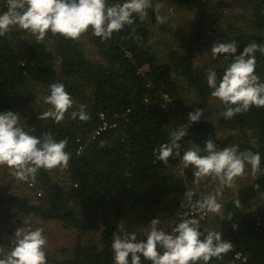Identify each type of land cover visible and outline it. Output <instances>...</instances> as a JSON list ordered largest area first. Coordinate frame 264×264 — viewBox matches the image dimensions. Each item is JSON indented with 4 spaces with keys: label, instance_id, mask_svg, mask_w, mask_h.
I'll list each match as a JSON object with an SVG mask.
<instances>
[{
    "label": "trees",
    "instance_id": "16d2710c",
    "mask_svg": "<svg viewBox=\"0 0 264 264\" xmlns=\"http://www.w3.org/2000/svg\"><path fill=\"white\" fill-rule=\"evenodd\" d=\"M166 1L170 6L192 12L195 23L191 34L182 38L183 50H170L164 63L148 45L154 32L167 31L165 24L157 26L154 9L148 10L144 20L135 17L132 26H125L106 42L91 31L84 34L89 42H84L82 37L73 41L49 32L43 41L31 42L28 53L20 56L16 53L14 38L26 31H11L0 37V113L18 114L19 110L34 104L35 89L61 82L74 104L86 105L91 117L82 122L70 116L57 125L51 119L39 120V115L46 110L34 107L25 126L21 125L37 137L50 132L57 142L69 140L66 147L71 153L66 170L68 187L54 183L51 171L41 169L36 181L30 183L39 194V203L12 195L0 197V207L12 210L18 221L21 215H32L75 230L79 237L100 233L97 241L77 242L69 250L62 249L65 257L47 255V264H114L112 237L120 232L126 220L139 211L152 214L167 200L177 202L195 185L191 168L181 174L173 172L171 168L176 162L173 158L168 166L159 161L153 163V150L169 142L172 121L182 118L184 122L180 126L189 123L185 97L188 91L196 98L193 112L200 108L205 114L179 142L181 158L193 144L203 148L208 139L215 142L218 150L239 145L241 151L261 155L257 177L241 186L225 203L224 219L218 221L215 230L231 241L233 248L222 259L213 258L209 264H264V219L257 227L261 215L257 209H249L254 200L264 196V108L253 106L247 113L236 115L229 120L232 133L223 139L218 137L217 128L206 114L213 99L212 90L207 85L206 72L196 71L195 61L205 47L214 43V37H208L213 30L209 21L220 2ZM122 2L108 0L110 5ZM3 4L1 0L0 14ZM242 9L250 15L244 17L249 18L246 28H239L230 39L238 44L236 55L242 54L244 47L252 42L264 45V0H244ZM90 45L98 50L103 63L88 57ZM255 56L256 74L264 82V54L257 52ZM219 60L222 66L215 70L222 77L229 61ZM57 61L60 63L56 70ZM104 122L109 127L97 135ZM28 183L24 184L28 186ZM236 199L240 200L239 208L235 205ZM229 213L233 216L230 222L227 221ZM234 224L238 228H233ZM142 264L151 262L142 257Z\"/></svg>",
    "mask_w": 264,
    "mask_h": 264
},
{
    "label": "clouds",
    "instance_id": "9594fccd",
    "mask_svg": "<svg viewBox=\"0 0 264 264\" xmlns=\"http://www.w3.org/2000/svg\"><path fill=\"white\" fill-rule=\"evenodd\" d=\"M161 3L153 0H123L122 3L109 4L108 0H7V10L0 14V37L6 36L13 28L29 32L37 41H43L50 32L73 41L79 40L91 31L102 41L110 40L119 34L125 26H132L135 17L144 20L149 9H154L157 26L167 22L161 15ZM135 34V29H133ZM139 41V36H134ZM236 41L214 43L211 58H223L229 61L222 77H218L214 68L206 70V82L212 90L211 96L225 106L218 115L226 120L238 114L247 113L255 106L264 108V82L256 74L257 52L264 54V45L252 42L244 47L242 54L236 55ZM152 52V51H151ZM44 103L50 107L42 112L38 119H51L57 125L65 120L66 114L73 108L74 101L66 91L64 83L50 85V94ZM86 105H80L78 111H71L72 120L87 122L91 119ZM205 111L197 108L188 114L189 123L175 128L168 140L153 150L155 159L168 166L171 158H181L179 143L188 135L192 124L201 121ZM20 117L12 111L0 113V167L7 166L12 175L24 183L35 182L41 169L51 171L67 168L71 153L66 151L68 139L57 142L52 134L41 137L31 135L20 124ZM250 166L253 178L261 170V155L249 150L241 151L239 145H230L218 150L215 142L208 139L204 147L193 144L183 152L179 167L192 169L193 182L200 184L206 178L218 182L215 190L199 199H194V192L187 190L181 207L188 210L191 218L184 219L171 229V234L162 230L161 220L154 218L145 233L147 239L138 240L135 232L127 230L114 234L112 252L114 264H142L144 260L151 264H209L213 259H222L232 250L231 241H226L219 231L207 230L203 234L200 221L207 213L224 219L223 204L219 198L225 188L233 189L236 180L245 176ZM259 188V185H256ZM263 197H259V202ZM254 200L249 209L256 203ZM236 207H241L239 199ZM199 217V219L197 218ZM233 220L231 213L227 221ZM30 221H24L29 224ZM238 228V225H233ZM11 250L7 253L0 247V264H47L45 251L48 240L43 228L20 227L14 232ZM131 257V261H129Z\"/></svg>",
    "mask_w": 264,
    "mask_h": 264
},
{
    "label": "rangeland",
    "instance_id": "374dc122",
    "mask_svg": "<svg viewBox=\"0 0 264 264\" xmlns=\"http://www.w3.org/2000/svg\"><path fill=\"white\" fill-rule=\"evenodd\" d=\"M243 1L244 0H219L220 6H216L217 10H214L210 19V24L213 26L214 34V43H225L231 42L233 33L240 31V29L246 28V23L248 21V17L245 19L244 17L250 15V13L246 10H243ZM1 3V0H0ZM155 3H161L163 5L161 9V13L163 16L167 17V22L165 26L167 27V31L161 32L156 31L150 37L148 41V45L153 54L157 55L161 62H166L167 55L170 50L182 51V38L188 37L195 23L194 15L192 12L182 8V7H174L170 6L166 0H155ZM244 18V19H243ZM209 24V25H210ZM17 31H21V29H16L14 33ZM36 40L35 36L30 34L29 32L21 33L19 36L14 38V46L16 53L21 56L22 54H27V48L31 42ZM82 40L84 42H89L88 37L82 36ZM217 40V42H216ZM213 43V44H214ZM205 47V49L199 53L196 61L195 68L198 72H206L209 67L212 68H220L222 66V61L217 59L213 60L211 58V49L212 46ZM88 57L97 62L103 63L102 56L98 52L95 47L92 45L88 48ZM25 59L23 58L22 61ZM59 61L55 63L56 70L59 68ZM179 82V80H178ZM186 86V84H184ZM35 101L34 104L29 106V108H24L19 110L18 115L21 119V125L24 127L25 122L31 112V110L35 107L47 110L50 105L44 103L45 97L50 94V87L48 88H38L35 89ZM188 111L193 112L194 108H196V98L193 92L188 91L185 93ZM224 105L218 99L213 98L209 103L208 108L206 109L207 118L211 121L212 124L215 125L218 131V137L223 139L229 133H232L231 125L229 120H226L218 115V112L222 111V107ZM79 107L74 104L73 111H78ZM71 111L66 114V121L70 117ZM184 119L176 118L172 121L171 132L175 131V128L183 124ZM180 123V124H179ZM67 168H57L51 170V178L52 181L58 182L62 186L68 187V180L66 174ZM170 171V170H169ZM176 173V172H174ZM180 174V173H179ZM253 177L251 175V169L246 168L245 176L238 178L236 180V186L233 189L225 188L223 196L219 198L220 202L225 205V203L231 199L239 190V188L246 183H252ZM31 181L28 183V186L24 184V182L17 180L12 175V170L7 166L0 167V197L6 198L12 195L29 198L35 203H39V194L33 187L30 186ZM218 186V182L213 181L211 178H206L200 182V184H196L193 187H196V190L199 193V197H203L212 193L215 188ZM263 203H264V196ZM259 199V198H258ZM262 199L259 202L256 200V205H262ZM176 202L174 200H168L163 206L158 207L152 214H143V212H135L132 217L126 220L121 227V231L127 230L129 233L135 232L137 234V239L147 238L145 233L147 231V227L151 223V220L154 218H158L161 220V224L159 227L167 231L168 234H171L172 224L174 222V213L176 210ZM224 214V207H223ZM14 212L10 210L6 206L0 207V247L3 248L4 252L7 253L11 250L12 242L14 239V232L20 227H31L33 230L40 227L44 229V235L48 240V245L45 249L48 256H54L57 258L65 257L62 254V249L69 250L71 249L77 242H82L83 244L91 243L97 241L100 233L93 232L87 235H83L79 237V234L72 229H67L62 226L60 223L55 222H45L42 221L32 215L19 217V221L14 218ZM220 217L215 214L209 213V220L206 225L207 230L215 231L218 226V221H220ZM30 221L29 224H24V221ZM4 242V243H3Z\"/></svg>",
    "mask_w": 264,
    "mask_h": 264
},
{
    "label": "built area",
    "instance_id": "2783aa9c",
    "mask_svg": "<svg viewBox=\"0 0 264 264\" xmlns=\"http://www.w3.org/2000/svg\"><path fill=\"white\" fill-rule=\"evenodd\" d=\"M7 10V0H4V4H3V7L1 9V14H3V12H5ZM208 37L210 38H213L214 37V33L213 31L208 33ZM22 65H24L22 63ZM108 126V124L106 122H104L101 126V128H99V131L96 133L97 135H99L100 131H103L105 130ZM180 159L181 158H175V156L173 157V161H176L174 165H172L173 168H171L173 170V172H176V173H183V170L184 169H181L179 167V164H180ZM32 186V185H30ZM189 190L193 191L194 192V199H199V193L198 191L196 190V187H191ZM184 199V196L181 197L180 199H178V201L176 202V210H175V213H174V222L172 224V228L178 224L179 222H181L182 220L184 219H188V218H191V214L189 213L188 215H186L185 213L188 212L187 209L185 208H182L181 207V203ZM253 208L257 209L260 213V217L257 219V222H256V226L259 227L261 225V221L264 219V205L262 204L261 206H257L256 203L253 205ZM199 219V217H197ZM208 220H209V213L207 214H204L203 215V219H201L200 221V230L203 234L206 233V225L208 223ZM171 228V229H172Z\"/></svg>",
    "mask_w": 264,
    "mask_h": 264
},
{
    "label": "crops",
    "instance_id": "0c3cea01",
    "mask_svg": "<svg viewBox=\"0 0 264 264\" xmlns=\"http://www.w3.org/2000/svg\"><path fill=\"white\" fill-rule=\"evenodd\" d=\"M2 1H3V0H2ZM16 29H17V28H13V30H12V31H13V32H15V31H16ZM18 55H20V53H19ZM21 55H26V54H22V53H21ZM195 185H196V184H195ZM167 202H168V200H167ZM167 202H166V203H167Z\"/></svg>",
    "mask_w": 264,
    "mask_h": 264
}]
</instances>
